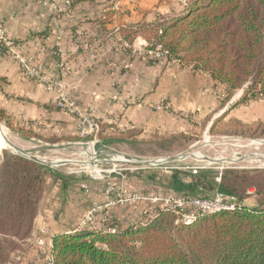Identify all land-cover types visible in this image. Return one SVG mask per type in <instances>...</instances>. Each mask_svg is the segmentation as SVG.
<instances>
[{"label":"trees","instance_id":"1","mask_svg":"<svg viewBox=\"0 0 264 264\" xmlns=\"http://www.w3.org/2000/svg\"><path fill=\"white\" fill-rule=\"evenodd\" d=\"M120 36L129 45L142 38L147 50L160 46L168 60H176L181 66L207 75L214 86L222 87L220 100L223 105L242 89V97L231 108L264 97V0H189L182 14L123 28ZM5 118L0 111V121ZM221 122L219 119L213 124L211 135L264 137V120L250 124L235 119ZM5 124L24 139H40L50 145L91 140L79 136L43 137L34 130L32 123L25 127L13 126L9 121ZM100 125L101 145L109 147L120 143V134L104 135L105 125ZM173 136L169 142L190 140L183 134ZM165 138H156L151 144L159 149L169 148L168 142L164 144L168 140ZM138 176L139 179L141 176ZM47 178L62 190L80 188L81 191L82 184H86L88 188L83 190L101 199L93 202L94 206L106 200L104 183V186L93 184L83 176L65 177L41 162L3 152L0 264H8L11 255L21 251L30 238ZM152 180L153 177H149L145 183L150 184ZM154 182L163 189L161 193L151 192L149 186L147 191L136 190L135 193L209 199L218 191L235 197L242 206L233 212L200 214L188 226L181 224L173 213L159 211L157 218L147 224L117 225L116 232H59L51 238L52 263L264 264L263 169H226L220 176L211 168L199 169L195 174L190 170L172 169L168 177L156 178ZM249 199L254 200L253 206L246 204ZM143 204L148 205L143 211L146 213L150 204ZM134 205L127 204L125 208Z\"/></svg>","mask_w":264,"mask_h":264},{"label":"crops","instance_id":"2","mask_svg":"<svg viewBox=\"0 0 264 264\" xmlns=\"http://www.w3.org/2000/svg\"><path fill=\"white\" fill-rule=\"evenodd\" d=\"M159 2L48 0L43 4L31 0H0V23L9 39L16 43L17 50L41 75L59 78L70 89H75L80 108L103 121L104 135L120 134V143L111 145L117 150L121 143L148 145L162 136L183 134L191 138L197 130L211 135L210 130L219 119H222L221 124L229 119L244 124L264 120L263 116L238 117L235 110L243 106L231 108L234 96L223 105L220 87L214 86L203 73L178 63L160 68L142 62L133 52L145 45L142 38L130 45L122 40L121 29L157 17ZM181 13L182 10H168L162 15L172 17ZM122 43L129 49H122ZM57 44L65 56L67 74L59 71V57L54 54ZM1 51L0 48V111L6 117L4 122L9 121L17 127L39 122L45 125L42 129L45 135L76 136L78 122L55 107L54 91L23 76L17 62ZM129 63L131 68L125 69ZM157 106L162 107L155 109ZM109 118L117 124L113 130L105 123ZM166 132L170 135L163 134ZM111 150L113 158L122 156L136 160ZM153 184L150 191L161 193L163 189L156 182ZM146 189L147 186H142L135 190ZM124 190L125 194L135 193L127 187ZM79 197L83 200L73 211L67 207L69 202L60 205L57 200V204L49 202L40 208L30 238L21 251L11 255L9 264H44L50 249L48 245H36V240L44 238L49 244L54 234L72 230L93 202L101 201L93 193ZM146 207L148 205L143 203L128 208L115 206L110 215L113 223L122 227L140 222ZM41 229L45 230L43 237L39 233Z\"/></svg>","mask_w":264,"mask_h":264},{"label":"rangeland","instance_id":"3","mask_svg":"<svg viewBox=\"0 0 264 264\" xmlns=\"http://www.w3.org/2000/svg\"><path fill=\"white\" fill-rule=\"evenodd\" d=\"M188 2L189 0H160L158 5L159 8L157 7V10L159 11H157L158 14L156 15L157 17H155V19H159L161 17L165 18L166 16H163L162 14H165V12H167L168 10H170V12L182 10L183 13ZM148 22H152V20L147 21V23ZM140 60L145 64H149L152 66L156 65L160 68H165L167 66V64L159 65L157 63H154V61L152 62L150 60L143 61L141 58ZM128 66L131 68V64ZM190 69L192 71H195L192 68ZM195 72L200 73L199 71H195ZM216 87H220L218 89H220V92H222L221 86H216ZM243 90L244 89L238 91L234 95L231 103L234 104L242 97ZM161 107L162 106H157L155 109H161ZM235 114L238 115V117L245 119H255L257 116L264 117V98L257 97L255 99L249 100L245 105H243V107L236 109ZM0 125L2 126L3 132L6 134L5 135L6 139L14 142L16 148L31 151L33 156L37 158L38 162L40 161L47 162V164H43V165L55 169L57 173L65 177L80 178L81 176H83L84 178L86 177L89 178L92 176L96 179L101 176L103 178L106 175H110V173L114 169L125 171L126 177L124 179H120L119 177H116L113 174H111L113 175L112 177L114 178L113 182L115 184V187L122 192L125 191L124 189L126 187L134 191H136L135 189L141 188L142 186H150L149 188L153 187L154 185L153 183L154 181H156V178L158 179L159 177L166 178L169 176V170L166 168H171V167L172 168L178 167L180 170H185V171H189V170L193 171L196 170L194 168H197V166H200L203 163H205V164H210L209 168L216 170L219 174L226 169H263L264 170V137L252 138L248 136H240L233 134L222 135L219 133L218 134L215 133V135H209L207 133L206 134L203 133V131L201 130H197L194 132V136L191 137L189 141L175 140L169 142L171 136H165L167 137L165 139L168 140L165 141L164 144L168 142L166 145L169 148L159 149L153 144L125 145L121 143L118 144L120 149L117 151L114 150L119 155H126L127 157L136 158V160L139 158L142 160H138V161L149 162L151 165H155V161H158L160 159L161 160L158 161L159 164L163 163L165 158L168 159L179 155L186 156V158L184 157L183 159L177 160L173 163H167L165 165H161L162 166L161 168L158 169L145 168L142 165H137L135 163H126L122 159L123 158L122 156L119 157L116 156L115 159L117 161L115 162L102 164L101 166L97 167L94 170H85L80 172L78 170L79 169L83 170V168L86 165L83 164L84 167H79L81 165L79 163L80 162L82 163L84 161L88 162V160L86 159L84 160L82 157L79 156L80 152L84 150L81 147L72 146L70 148H61L57 150H52L51 149L52 145L47 144L41 141L40 139H31V140L24 139L21 136L13 133L12 131L9 130V128L6 126L4 121H0ZM44 127H45L44 124H39L38 122V124L33 128L37 133L43 135V137H50L42 133V129H44ZM163 134L166 135L167 132ZM76 136H78V132L76 133ZM62 144H66V142H62L61 144H57V145H62ZM39 149L41 151L39 153L38 152L36 153V150ZM0 152H1L0 163L2 162L3 159V152H8L17 155L13 152V150L9 149L7 146L5 150H2ZM165 153H171V154H165ZM205 158L209 160H206ZM48 163H52L54 164V166H50ZM136 175L137 176L140 175L141 177L138 179ZM134 177L135 179H133ZM149 177H153L154 181L153 180L151 181L153 183L146 184L144 182H141L143 180H148ZM102 181L103 180H95L93 181V184L97 183V185L104 186L105 184L103 185V183L105 182ZM79 189L80 188L67 189V191L64 193L62 192L63 190L60 187V185L55 184L51 178H47L43 186V192H42L43 194L41 195V198L39 200L38 211L40 212V208H43L49 202L56 203L55 200L60 202V205L61 204L65 205L66 202H69L67 204V207L69 209L71 208L70 211L75 210V205L83 200L79 196L83 194L88 195V192H85L83 189L80 191ZM254 203L255 202L253 199H249L248 201H246V204L249 207L253 206Z\"/></svg>","mask_w":264,"mask_h":264},{"label":"built area","instance_id":"4","mask_svg":"<svg viewBox=\"0 0 264 264\" xmlns=\"http://www.w3.org/2000/svg\"><path fill=\"white\" fill-rule=\"evenodd\" d=\"M42 2L47 4L48 0H31ZM57 10V9H56ZM147 44L141 45L140 48L134 50L135 54L141 58L143 61H154L159 65H164L168 63H178L176 60H168L167 53L162 51L160 46H156L152 50L146 49ZM0 48L3 50V54L12 57L15 62L19 65V70L23 76L28 79L37 81L38 83L44 84L48 89H51L55 93V107L59 109L63 114L74 117L78 122V136L82 139H91L87 142H69L67 144L73 143L75 146L81 147L82 149H90L100 145L101 142L98 139V135L101 132V123L95 118V116L86 110L80 108L78 104L77 97L74 93L75 89H70L66 83L61 79H51L44 75H41L30 63V60L22 55L17 50V45L14 41L10 40L6 35L4 27L0 24ZM122 49H129L126 43H122ZM56 57H59V71L61 74H67L69 69L65 65V56L63 51L60 49L59 44L54 52ZM179 64V63H178ZM128 65L125 66V69ZM191 68V67H189ZM223 97V95H221ZM106 125L110 127L111 130L117 127V124L113 119H106ZM37 125V123H35ZM36 125H33L36 126ZM81 145H85L83 147ZM107 164V163H105ZM137 164V163H135ZM138 165V164H137ZM209 166L197 167L196 170H190L191 173L195 174L199 169H207ZM170 171L175 168H166ZM82 172V171H80ZM79 172V173H80ZM124 179L126 177L125 171L119 169H114L110 175H106L102 178L86 177L90 181L103 180L105 182L104 195L106 200L99 205H95L87 210L83 216L76 222L73 226L71 233L88 231L94 233H105V232H116L118 227L113 223L110 210L115 206H123L127 204L136 203H149L150 209L142 217L140 223L147 224L155 220L159 214V211L170 212L177 216L178 221L185 225H191L196 218L203 213H219V212H233L239 210L242 203L239 202L235 197L224 195L216 191L209 199H199L190 197H173V196H156V195H145L141 193H131L123 194L122 191L118 190L114 184L113 175ZM219 182V179H217ZM82 188L87 190L88 186L82 184ZM40 235L43 237L45 235V230H39ZM36 245L46 246L48 245L51 249V242L46 243L44 238H39L36 240ZM44 264H53L52 257L49 254L46 257Z\"/></svg>","mask_w":264,"mask_h":264},{"label":"bare ground","instance_id":"5","mask_svg":"<svg viewBox=\"0 0 264 264\" xmlns=\"http://www.w3.org/2000/svg\"><path fill=\"white\" fill-rule=\"evenodd\" d=\"M5 133L3 132L2 130V126L0 125V151L3 150L4 147L8 146V147H15V144L14 142H12L11 140H8L6 139L5 137ZM8 138V137H7ZM1 154V152H0ZM80 157H82L84 160H88V162L84 161V162H80L79 164H81L79 167H84V165H86L83 170L79 169L78 171H85V170H94L96 169L97 167L101 166L102 164H105V163H109V162H115L117 161L115 158H113L112 156V150L109 148V147H106V146H103V145H97L95 147H91L90 149H84L80 152L79 154ZM186 158V156H176V157H172V158H168V159H164V162L163 163H158V161H155V165H165L167 163H173L177 160H181L183 158ZM188 157V156H187ZM192 157H195V156H192ZM124 160V162L126 163H137L138 160H130V159H127V158H122ZM206 160H209L207 158H205ZM163 160V159H162ZM45 162V161H44ZM47 163V162H46ZM150 166H153L151 165L149 162H147ZM50 166H54V164L52 163H48ZM84 164V165H83ZM89 166V167H87ZM203 166H210V164H205L203 163L202 165L200 166H197V167H203ZM172 168V167H171ZM175 168V167H174ZM178 168V167H177ZM185 168V167H183ZM77 171V172H78ZM76 172V171H75Z\"/></svg>","mask_w":264,"mask_h":264},{"label":"water","instance_id":"6","mask_svg":"<svg viewBox=\"0 0 264 264\" xmlns=\"http://www.w3.org/2000/svg\"><path fill=\"white\" fill-rule=\"evenodd\" d=\"M72 146H75V144H73V143H70V144H62V145H53L52 147H51V149L52 150H57V149H61V148H70V147H72ZM81 146H83V147H86L85 145H81ZM8 147V146H7ZM109 147L111 148V149H113V150H116L117 151V149L115 148V147H112L111 145H109ZM9 149H11V150H13V152L15 153V154H17V155H21V156H24V157H26V158H28V159H33V160H36V161H38L37 160V158L36 157H34L33 156V154H32V152L31 151H29V150H22V149H18V148H16V147H8ZM6 149V147H4L3 148V150H5ZM41 150L39 149V150H36V153L38 152H40ZM35 152V151H34ZM35 154V153H34ZM126 156V155H125ZM137 160H142V159H137ZM41 163H43V164H47L46 162H42V161H40ZM137 164L138 165H142L143 167H145V168H154V169H158V168H161L162 166H160V165H153V166H150L147 162H145V161H138L137 162ZM209 168V167H208ZM219 175H221V173L219 174Z\"/></svg>","mask_w":264,"mask_h":264}]
</instances>
